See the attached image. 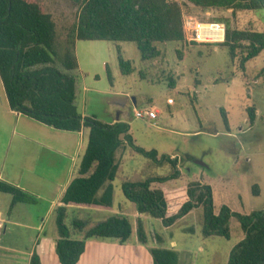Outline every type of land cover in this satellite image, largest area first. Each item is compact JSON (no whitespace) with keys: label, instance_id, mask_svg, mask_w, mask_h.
I'll return each instance as SVG.
<instances>
[{"label":"rangeland","instance_id":"1","mask_svg":"<svg viewBox=\"0 0 264 264\" xmlns=\"http://www.w3.org/2000/svg\"><path fill=\"white\" fill-rule=\"evenodd\" d=\"M84 1L41 0L46 12L53 16L61 44L77 23ZM176 1L182 5L183 19L219 23L226 28L225 22L212 21L223 19L229 21L232 29L264 31V10L233 15L232 10H203L186 7L184 0ZM160 50V56L142 63L133 43H79L80 70L75 74L77 112L83 119L93 118L102 124L112 122L123 112L121 121L129 127L128 132L120 136L126 142V154L112 182L113 207L95 215L85 214L80 220L92 225L116 216L129 220L132 236L123 245L117 243L106 257L111 264H152L149 250L153 247L177 252L178 264H227L231 251L245 237L235 217L230 220L229 239L204 238L201 208L165 227L162 221L139 214L136 205L124 196L122 186L154 180L151 188H168L166 195L168 199L175 195L172 199L175 203L181 199L182 189L189 183L199 182L211 187L215 214L224 206L243 216L264 210V51L243 69L241 54L232 60L229 50L219 44H192L186 40L161 46ZM120 57L132 63V73L128 76L121 74ZM140 73H144L145 79ZM171 79L175 82L174 88L170 87ZM113 92L128 94L121 108L112 100ZM2 97L0 86V104ZM170 99L174 105H170ZM134 107L140 110L155 107L160 114L149 123L135 118ZM250 108H254L256 114L254 125L249 122ZM2 125L0 120V130ZM10 126L7 136L11 133ZM13 126L18 131L22 127L15 125V120ZM0 142L1 155L6 144L2 138ZM25 147L14 143L9 154L10 172L18 161L28 162L30 153L40 148L34 142L25 143ZM146 152H154V156H147ZM163 178L166 181L157 182ZM255 185L259 188L258 196L253 194ZM175 188L178 190L173 194ZM46 190L47 187H41L40 192L46 194ZM10 199L9 195L0 193V208ZM20 209L24 213L29 211L25 215L29 221L37 222L46 204L38 200L37 204ZM74 218L78 219L75 213L69 212L66 224L71 226ZM139 224L147 236L146 246L138 241ZM1 236L11 241V238L19 240L27 235L16 228L13 236H4L3 231ZM157 237L161 238L159 243ZM27 245L30 249L33 246ZM119 253L124 259L118 258Z\"/></svg>","mask_w":264,"mask_h":264},{"label":"trees","instance_id":"2","mask_svg":"<svg viewBox=\"0 0 264 264\" xmlns=\"http://www.w3.org/2000/svg\"><path fill=\"white\" fill-rule=\"evenodd\" d=\"M184 5L203 10H232L233 15L241 11L256 13L264 10V0H184ZM212 21L226 23L225 41L219 45L229 50L232 60L241 54L243 69L264 51V31L232 29L228 20ZM78 41L133 43L141 62L145 63L160 56L161 46L186 42L182 5L176 0H85L77 23L61 44L53 16L46 12L41 0H0V79L10 110L57 131L88 130V144L76 177L54 211L58 233L56 254L60 264H78L87 241L96 239L123 245L133 232L126 217H111L92 227L77 218L71 226L66 224L68 206L113 207L112 182L120 166L117 155L126 149L120 136L129 128L125 123L106 125L93 118L83 119L77 112L74 73L78 70L75 52ZM119 66L122 75L132 73L130 61L125 62L120 57ZM143 75L140 73L145 79ZM170 87H175L173 79ZM248 116L250 124L254 125V108L248 110ZM146 155L154 156V152H146ZM152 181L122 186L124 196L136 205L139 214L158 219L165 227H170L201 208L204 238L226 239L230 237V220L235 217L245 237L231 251L227 264H264V210L243 216L224 206L219 214H215L212 189L199 182L189 183L179 192L181 199L172 203L175 195L168 199L162 189L151 188ZM164 181L166 178L157 182ZM0 193L12 197L11 209L17 204L35 205L38 202L36 197L2 180ZM253 194H259L257 185L253 187ZM138 241L144 246L148 244L141 224ZM157 241L159 243L161 238L157 237ZM149 251L152 264H178L179 255L173 250L153 247ZM30 264H42L35 251Z\"/></svg>","mask_w":264,"mask_h":264},{"label":"crops","instance_id":"3","mask_svg":"<svg viewBox=\"0 0 264 264\" xmlns=\"http://www.w3.org/2000/svg\"><path fill=\"white\" fill-rule=\"evenodd\" d=\"M80 42L83 41H78L75 48L78 60L77 71L80 70L78 58V47ZM0 86L3 95L2 103L0 104V120L3 123L2 129L0 130V138H2L3 143L6 144L4 146V148H6L0 155V180L19 187L25 193L36 197L46 204V210L39 216V221L37 222H31L28 217H25L26 214H29V211H26V213L20 212L22 210L20 208H25V204H17L11 209V196L10 201L0 208V264H30L34 251L39 255L42 264H60L56 254L58 233L54 221V211L61 205L60 201L65 191L76 177L81 157L88 144V130L83 128L80 132L57 131L27 116L13 112L9 108L1 79ZM110 96H112V100L118 103L117 105L119 108L126 102L125 98L129 97L127 93L121 92H113ZM150 103L153 105V102ZM174 104L175 103L170 105ZM134 105H136L135 101ZM136 107L133 108V112ZM151 108L154 109L155 107ZM122 114L123 112H120V116L114 118L112 122L105 124L113 125L116 123H124L121 121ZM14 120L15 125H22L20 131L13 126ZM9 126V131H11V133L7 136V127ZM43 127L45 129H41ZM47 130H52V132L55 133L51 134L49 133L50 131ZM15 142L20 143V145L24 147L23 149H26L25 143L28 142H34L36 145H39L40 148L30 153L31 156L28 158V162L21 163V161H18L10 172L9 166L11 163L9 162V154ZM124 143L126 144V142ZM33 154H35L34 157L32 156ZM125 154L126 150L118 153L117 158L119 163L122 162ZM31 159H33L34 162H31ZM41 187H47L46 194L40 192ZM154 189H162L165 193L168 192V188L158 187ZM177 190L178 189L175 188L173 193H176ZM67 209L68 213H75L78 219H84L85 214L95 215L104 210H108L84 206H68ZM192 212L190 214H192ZM86 222L88 223V227L94 226L90 222ZM16 228L20 229L22 234L27 236L19 240H17V238H11V241L2 239V231L4 236H7V234L13 236ZM26 243L33 244L32 248L30 249L29 245L25 246ZM116 245L117 243L115 244V242L96 243L87 241L85 252L81 256L78 264H111L106 261V257L114 251ZM118 258L124 259V255L119 253Z\"/></svg>","mask_w":264,"mask_h":264},{"label":"built area","instance_id":"4","mask_svg":"<svg viewBox=\"0 0 264 264\" xmlns=\"http://www.w3.org/2000/svg\"><path fill=\"white\" fill-rule=\"evenodd\" d=\"M183 27L186 40L189 42L206 43V44H221L225 41L226 28L223 24L211 22H199L193 18L183 19ZM173 104V100H169ZM136 119H143L151 123L157 120L160 111L158 109H134Z\"/></svg>","mask_w":264,"mask_h":264}]
</instances>
